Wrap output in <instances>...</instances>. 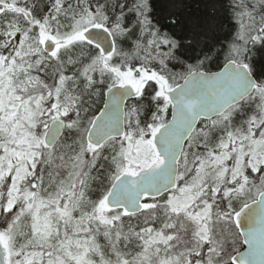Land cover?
Masks as SVG:
<instances>
[{
	"label": "trees",
	"instance_id": "1",
	"mask_svg": "<svg viewBox=\"0 0 264 264\" xmlns=\"http://www.w3.org/2000/svg\"><path fill=\"white\" fill-rule=\"evenodd\" d=\"M1 2L10 4L14 12L4 10L7 6L0 4V49L7 51L6 54L0 53V61L8 58L18 59L23 42L26 41L23 38L24 33L28 34L30 39L39 35L40 44L43 34L45 36L54 32L51 28L56 29L57 37H66L69 36L72 26L69 28V24L75 18L86 15L93 16V25L108 28L116 44V51L109 59H103L95 47L85 42L68 45L60 50L56 58L46 55L43 50L42 54L34 52L26 58L37 65L34 66L35 77L26 87L28 92L23 96L33 97L34 93L43 94L45 97L42 108L32 117L36 124L34 135L40 137L48 128L51 117L55 116V112L50 110V113H47L45 109L52 101L57 87H61L59 100L67 109L63 118L67 127L62 138L53 149L41 146V155L30 178L38 183L37 189L32 188V195L37 193L43 199L58 190L57 186L63 178L77 172L78 167L82 169L84 164L77 161L71 166L63 165L61 161L70 163L78 152L79 141L82 140L81 150L95 161L87 175L89 184H83L85 176L79 177L78 182L74 184H81V187L72 191L79 193L83 189L81 198L87 202L96 201L91 208L98 205L97 202H104L105 195L109 193L115 179L120 176L121 168L126 162L127 137L136 136L138 140L169 120L170 107L159 95L157 78L165 79L172 88L180 84L191 72H217L227 62L236 61L247 65L259 85H264V0H0ZM54 25H57L58 29L59 26L66 29L58 31ZM29 28L31 30L28 32ZM90 62L95 64L94 71L87 69L88 72H82ZM103 64L105 67H102ZM75 65H79V68L74 74H82L80 79L74 80L70 74L72 66ZM117 71H142L144 76L151 78L145 79L140 97L127 104L126 113L132 111L134 117L129 122L126 120L125 138L111 140L100 149L88 145L87 151V148L84 149V134H87L92 120L100 112L106 90L117 84L114 79V73ZM60 72L62 74L57 76ZM153 76L156 78L153 79ZM99 77H103V81L100 79L97 82ZM62 78L61 86L59 82ZM88 79H91V85H88ZM55 86V89H51ZM258 110L259 107L252 98L232 108L229 111L233 114L230 135H240L243 132L242 127L249 131L251 118L258 114ZM211 129L207 138L209 144L216 145L226 139L224 130ZM188 149L189 153L190 147ZM58 152L61 156L56 159L55 154ZM185 158L186 154L180 162L181 176L183 173L189 176V165L194 171L197 164L192 155L190 164L185 162ZM243 173V179L240 178L231 184V170H227L221 185L227 189L230 186L235 187V191L222 201H209L213 202L216 213L221 217L217 216L211 228L213 227L215 233H212L215 242L220 241L227 250L223 255H217L216 258L212 257L213 253L207 255L210 249H205L206 243L203 244L205 247L199 248L200 255L197 252L190 253L196 237L193 221L183 216L184 214L172 212L164 204L144 210L135 216L123 215L121 211H109V215L99 216L94 211L96 220L90 227L88 237L94 241L92 249L100 254V258L92 257L94 264L102 261L109 264H137L136 259L144 251L145 232L161 231L167 224V219L172 226L166 234L172 236V244L175 242L170 246L172 253L183 251L192 257L193 262L199 264H207L209 261L215 264H231L230 258L242 245L232 215L264 190V165L258 167L256 172L245 167ZM239 185L245 186L246 190L239 193ZM28 186H32L30 181ZM168 196H164L160 201L146 202L164 203ZM76 199L79 198L76 196ZM7 201V193L0 191V233L10 236L14 248L21 250V261L24 256L32 254L43 256L42 251L48 247L53 250L60 245L58 234L39 244L40 240L33 228V214H26V209L21 203L6 210ZM81 202L83 203V199ZM110 215L120 217L116 219ZM76 220L85 224L77 218ZM232 244L235 249H231ZM60 253L62 254L61 251ZM187 261L188 259L186 264ZM68 262L74 264L73 260Z\"/></svg>",
	"mask_w": 264,
	"mask_h": 264
},
{
	"label": "rangeland",
	"instance_id": "2",
	"mask_svg": "<svg viewBox=\"0 0 264 264\" xmlns=\"http://www.w3.org/2000/svg\"><path fill=\"white\" fill-rule=\"evenodd\" d=\"M0 4H3L1 2ZM4 6L10 4L5 3ZM84 15V14H83ZM93 16L86 15L83 17L75 18L69 24L70 33L66 37H57L56 29L52 34L47 27L48 32L54 40H63L61 43H70L71 37L81 33L87 27L92 26L91 23ZM52 22V21H51ZM57 24V23H54ZM58 31L66 29L62 26L54 25ZM12 30V28H9ZM31 29H28V32ZM10 33V32H9ZM9 33H5L8 35ZM60 34V33H59ZM62 35V33H61ZM24 33L23 38L26 41L23 42L21 50L19 52L18 59H2L0 61V191H5L8 195L6 210L13 208L15 205L21 203L26 214H33V228L36 231L37 238L41 241H45L54 235H59L60 245L49 250L51 247L42 251L43 256L39 254H32L25 258L23 261L19 257L20 250L15 249L10 236L0 233V241L9 253L12 264H69V260H73L74 264H94L93 258L96 256L100 258V254L92 249L93 239L90 237V227L93 226L96 217L93 215L95 211L99 216L107 215L109 209L106 204L96 201H86L81 198L84 191L80 190L79 193L72 191L81 187L75 185L78 182V178L83 177V184H89V176L91 165H93L95 159L86 155L81 150V141H79L78 152L71 159L70 163L63 161V165L71 166L74 162L84 164L82 169L78 167V171L69 174L66 178H63L58 184V190H55L48 198L43 199L39 194L32 195L33 190L37 189L38 183L33 182L32 174L35 168L36 162L39 159L41 153V146L43 144V132L40 137L34 135V126L36 124L32 117L36 112L42 108L45 97L43 94H34L35 96L24 97L27 93L26 87L35 77L34 66L37 63L29 61L26 58L34 52L42 54L43 39L37 35L36 38L30 39ZM81 36L77 35V38ZM60 42V41H59ZM75 42V41H74ZM73 42V43H74ZM3 45L4 43L1 42ZM72 44V43H70ZM68 44V45H70ZM41 45V47H40ZM67 45V46H68ZM65 46V47H67ZM4 47V46H3ZM6 47V46H5ZM61 47V49L65 48ZM7 51L0 49V53L6 54ZM58 56V55H57ZM74 63V62H72ZM69 63V64H72ZM102 67H105L103 64ZM79 65L72 66L71 74L75 79H80L83 71L87 69L94 71L95 64L90 62L89 66L84 67L80 74L76 75ZM88 70V71H89ZM87 71V72H88ZM77 73V72H76ZM62 74L58 73L57 76ZM48 79V76L45 75ZM149 76H144L142 71H117L114 73V79L116 83H124L131 85L134 88L141 86V89L145 86L143 80L150 79ZM156 78L153 76V79ZM103 77H99L97 82ZM63 78L58 80L62 86ZM88 85H91V79H88ZM158 84L159 95L167 100V93L172 89L166 83L163 78L156 79ZM86 83V82H81ZM109 83V82H108ZM57 86L51 89H55ZM61 87H57V91L53 96L52 101L46 106L45 111L50 113V110L55 112V116L51 117L50 121L55 119L64 118L67 113V109L60 102L59 95ZM26 90V91H25ZM25 91V92H24ZM253 101L259 107L258 114L251 118V125L249 131L247 128L242 127V133L240 135H230L231 117L233 114L230 112L220 117V119L205 124L202 128H199L197 134L192 136L189 140L188 146L191 147V151L186 154L185 162L190 164V155L197 160L194 171L192 167H188L187 172L189 176L180 174L179 186L174 190V194L170 195L166 202H157L151 204L150 202L144 203V210L156 207L158 205H166L168 209L176 214H184L186 218L193 221L195 226V239L194 246L191 247L190 253L197 252L200 255L199 248L205 247L207 255L213 253L212 257L216 258L217 255H223L227 250L218 241L215 242L212 233H214L211 224L216 220L218 213H216V207L213 205L215 199L217 202L222 201L227 195L232 194L235 191V187L230 186L228 189L223 187V179L227 175V170H231L230 183L236 182L238 179L244 178V168L249 167L253 172L258 170V167L264 165V85L257 89L252 97ZM130 113V114H128ZM128 114V116H127ZM39 115V114H38ZM134 117L132 111L126 113V120L129 122ZM133 119V118H132ZM126 121V124H127ZM161 126H157L153 131L142 138L136 139V136L132 138L128 136L126 141L127 153L126 162L122 165L121 175L129 174L135 175L140 170L155 166L160 163L158 154L153 146V137L157 133ZM211 128H220L224 130L226 139L219 143L209 144L207 138L212 131ZM196 133V132H195ZM222 135L223 133L220 132ZM86 136V133L84 134ZM83 136V134L81 135ZM85 139V137H84ZM83 145V144H82ZM89 151L88 144L85 141L84 149ZM60 152L55 154V158L60 157ZM61 164V166H63ZM196 167V169H195ZM191 168V170H190ZM191 171V172H190ZM111 177L109 175L108 180ZM28 181L32 186H28ZM240 191H245V186L239 185ZM56 188V189H57ZM213 188V189H210ZM235 194V193H234ZM76 196L79 199H76ZM73 198V199H72ZM106 198V195H105ZM83 199V203L81 200ZM160 201V200H159ZM209 201H213L209 203ZM169 207H168V206ZM118 213V212H115ZM75 215V217H74ZM109 215V214H108ZM123 215H126L124 213ZM118 219L119 215H110ZM79 219L82 224L78 222ZM221 218V217H220ZM74 223V225L72 224ZM165 227L161 231L145 232L144 237V251L136 259L137 264H199L192 261V257L186 255L187 253L179 251L172 253L171 235L166 232L171 228L172 224L169 219L166 221ZM80 228V229H79ZM82 228V229H81ZM89 232V233H87ZM2 234V235H1ZM3 236V237H2ZM3 239H2V238ZM88 239V240H87ZM178 241V240H177ZM176 241V242H177ZM234 244L231 245V249H235ZM171 246V247H170ZM178 247V245H176ZM170 248V250H169ZM16 250V251H15ZM62 252V254L60 253ZM216 253V254H215ZM206 255V256H207ZM205 256V257H206ZM185 262V263H184ZM134 263V262H133ZM99 264H109L106 261H102ZM122 264H127L122 263ZM207 264H215L210 261Z\"/></svg>",
	"mask_w": 264,
	"mask_h": 264
},
{
	"label": "water",
	"instance_id": "3",
	"mask_svg": "<svg viewBox=\"0 0 264 264\" xmlns=\"http://www.w3.org/2000/svg\"><path fill=\"white\" fill-rule=\"evenodd\" d=\"M82 38L100 49L103 57L112 55L115 42L103 27H91ZM56 44L47 39L44 51L53 54ZM258 87L247 66L228 62L217 72H193L168 93L170 120L155 135L153 143L162 163L123 175L113 184L107 203L111 208L124 209L135 215L142 211L145 197L157 199L177 186L179 161L185 144L200 120L221 116L229 108L248 98ZM138 92L130 86H114L105 94L104 105L92 123L87 143L100 148L111 139H121L126 133L125 107ZM66 123L56 120L50 124L45 144L53 148L65 130ZM244 248L231 259L232 264H264V191L243 207L234 217Z\"/></svg>",
	"mask_w": 264,
	"mask_h": 264
},
{
	"label": "flooded vegetation",
	"instance_id": "4",
	"mask_svg": "<svg viewBox=\"0 0 264 264\" xmlns=\"http://www.w3.org/2000/svg\"><path fill=\"white\" fill-rule=\"evenodd\" d=\"M203 126H199L198 127V129L199 128H202ZM198 129H196V130H198ZM195 130V131H196ZM197 132L198 131H196V134H197ZM1 246V245H0ZM2 253V255H0V264H12V261L10 260V258L9 257H7L6 255H5V253L3 254V251L1 252Z\"/></svg>",
	"mask_w": 264,
	"mask_h": 264
},
{
	"label": "bare ground",
	"instance_id": "5",
	"mask_svg": "<svg viewBox=\"0 0 264 264\" xmlns=\"http://www.w3.org/2000/svg\"><path fill=\"white\" fill-rule=\"evenodd\" d=\"M229 62H231V61H229ZM233 62H236V61H233ZM228 63V62H227ZM239 63V62H238ZM162 232V231H161ZM171 232V231H170ZM181 234V233H180ZM132 250V249H131Z\"/></svg>",
	"mask_w": 264,
	"mask_h": 264
}]
</instances>
